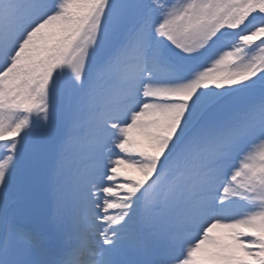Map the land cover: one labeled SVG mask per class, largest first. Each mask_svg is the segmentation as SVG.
<instances>
[{
  "label": "snow or ice",
  "instance_id": "1",
  "mask_svg": "<svg viewBox=\"0 0 264 264\" xmlns=\"http://www.w3.org/2000/svg\"><path fill=\"white\" fill-rule=\"evenodd\" d=\"M0 264H264V0H0Z\"/></svg>",
  "mask_w": 264,
  "mask_h": 264
},
{
  "label": "rangeland",
  "instance_id": "2",
  "mask_svg": "<svg viewBox=\"0 0 264 264\" xmlns=\"http://www.w3.org/2000/svg\"><path fill=\"white\" fill-rule=\"evenodd\" d=\"M29 226H32V225H29Z\"/></svg>",
  "mask_w": 264,
  "mask_h": 264
}]
</instances>
